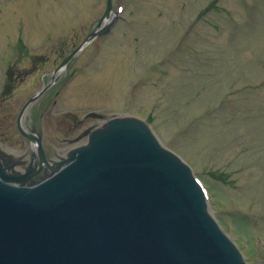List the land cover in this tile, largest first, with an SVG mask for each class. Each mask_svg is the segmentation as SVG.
<instances>
[{
  "label": "rangeland",
  "instance_id": "obj_1",
  "mask_svg": "<svg viewBox=\"0 0 264 264\" xmlns=\"http://www.w3.org/2000/svg\"><path fill=\"white\" fill-rule=\"evenodd\" d=\"M106 1L0 0V94L4 87L12 89L0 106L4 147L23 144L15 122L22 105L55 58L76 47L104 13ZM121 2L130 22L119 21L102 49L91 44L79 54L93 59L81 56L71 65L73 73L62 75L58 106L49 104L47 93L33 107L45 114L39 125L48 152L52 140L73 138L114 114L144 118L209 184L215 215L239 239L248 263L259 264L264 257V0H114L116 6ZM8 68L18 76H7ZM88 111L104 118H86ZM64 113L82 125L72 129L75 121Z\"/></svg>",
  "mask_w": 264,
  "mask_h": 264
},
{
  "label": "water",
  "instance_id": "obj_2",
  "mask_svg": "<svg viewBox=\"0 0 264 264\" xmlns=\"http://www.w3.org/2000/svg\"><path fill=\"white\" fill-rule=\"evenodd\" d=\"M70 157L18 197L4 181L21 176L0 162V264H245L191 169L144 121L110 120Z\"/></svg>",
  "mask_w": 264,
  "mask_h": 264
}]
</instances>
